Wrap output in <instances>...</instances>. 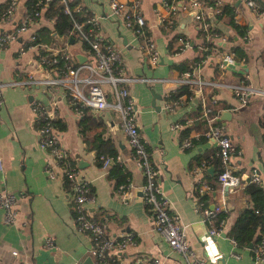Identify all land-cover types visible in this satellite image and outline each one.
<instances>
[{"label": "crops", "instance_id": "1", "mask_svg": "<svg viewBox=\"0 0 264 264\" xmlns=\"http://www.w3.org/2000/svg\"><path fill=\"white\" fill-rule=\"evenodd\" d=\"M203 1L210 4L218 1L221 8L225 6L229 10L230 16L223 13L217 19L212 18L215 31L223 39L222 42L216 39L214 45H219V51L240 47L244 53V61H235L233 68L227 67L213 75L214 62L207 59L197 67V72L204 80L218 83L211 85L207 91L212 90L211 97L226 107L222 109L230 112V118L220 123L240 151L234 162V172L243 180L249 169L255 168L264 191V126L260 124V120L264 118V99L252 97L246 105L237 107L236 100L224 86L237 82L244 76L253 87L264 86V18L256 17L241 0ZM77 2L81 6L82 14L97 16L98 33L117 49L125 72L131 76L175 79L179 72L171 65L192 63L196 55L194 45L198 48L201 42L196 23L188 13L175 12L171 17L170 28L162 29L155 25L153 17L154 10L165 14L158 0H141L140 11L147 27L146 33L160 54L157 65L152 67L147 65L140 54V40L120 19L109 13L108 0ZM29 3L30 0L17 1L10 22L0 21V30L18 23ZM45 10L41 11L36 23L29 27L22 39L31 31L37 33L40 28L51 34L54 19L46 16ZM82 14L79 13L80 18ZM229 18L241 33L229 24ZM245 32L247 39L242 38ZM176 36L186 38L188 46L172 53ZM57 37L58 39L51 37L54 44L63 45V37ZM37 38L40 42L48 43L45 35ZM16 48L17 42L0 48V193L12 194L14 197L12 223L2 222L0 208V264H19L22 261L29 264H80L88 256L90 239L88 235L74 229L66 183L59 178L49 179L44 173V165L49 159L45 151L37 146V135L30 112L32 99L48 103L50 94L41 85L10 84L25 79L28 74L39 75V71L35 69L33 51L26 50L18 54ZM67 48L75 58L80 45L72 42ZM126 87L135 103L138 133L146 142L149 158L157 169L160 190L168 201L170 212L185 225L184 233L190 248L200 254L198 237L204 232V226L198 212L192 209L190 192L195 178L190 166L197 161V157L209 155L213 145L210 141L201 140L193 148L179 149V136L177 132L169 129V124L178 121L189 125L192 120L190 113L194 108L186 104L171 112L163 110V95L170 88V82L144 84L141 81H132ZM151 95L154 107L151 105ZM51 99L55 102V120L63 125L58 132L59 144L76 167L74 154L84 163L77 168L79 175L90 185L93 200L88 203L87 210L91 218L105 220L107 233L112 237L118 238L125 232L134 236V243L118 255V264H150L152 258H158L160 264H182L180 255L171 250L153 230L149 211L140 197L142 175L130 158L116 114L107 108L96 113L87 111L86 114L94 117L98 124H92L81 134L68 96L56 88ZM108 99L111 98L108 96ZM202 127V124L194 123L188 135L200 132ZM96 134L104 141L103 144L95 143ZM96 144L100 153L106 154L104 150L109 148L119 156L120 162L116 165L126 173L128 180L124 197L116 191L114 178L109 174V171L114 172L111 167L115 164L109 167L100 165L96 158ZM207 174L208 177L204 174V179L212 189L201 196V199L207 208H211L220 200L221 195L215 180L210 177V173ZM222 195L227 211L224 215L223 235L216 239V244L223 254V261L220 258L216 264H252L250 250L247 247H233L226 235L238 211L248 205L249 201L240 190ZM45 237L51 238L50 247L43 246ZM230 251L237 253V258L229 257Z\"/></svg>", "mask_w": 264, "mask_h": 264}, {"label": "built area", "instance_id": "2", "mask_svg": "<svg viewBox=\"0 0 264 264\" xmlns=\"http://www.w3.org/2000/svg\"><path fill=\"white\" fill-rule=\"evenodd\" d=\"M19 0H1L4 7L0 13V21L10 22V17ZM54 1L61 7L70 21V31L63 38L64 44L54 46L50 43L37 40L36 33L29 32L24 39L22 36L29 27L36 23L42 10ZM243 5L256 17L264 18V9L260 8L255 0H241ZM141 0H108L109 13L120 19L121 23L130 28L139 41V51L144 61L149 66L158 63L160 54L153 40L147 35V27L140 11ZM159 6L165 10L162 14L159 10L153 11L154 23L162 29H169L172 23V15L179 11L188 13L196 23V29L200 32V38L210 40L213 45L209 47L210 53L205 55L200 62L191 68V71H182L175 79L160 77L134 76L125 72L124 65L117 49L111 42L103 38L99 33L98 18L93 15L82 14L81 6L77 0H31L28 8L19 22L9 28L0 30V48L11 42H17L16 52L24 53L26 50L33 51L35 69L39 75L28 74L23 80L10 82L12 85H41L49 92V102L45 103L38 99L30 101V112L34 131L37 135V146L45 151L49 162L44 165V173L49 179L59 178L67 185L69 193V206L72 211L74 229L77 232L89 236L90 245L87 254L94 264H118V255L125 248L134 243V236L125 232L118 238L108 235L105 220L91 218L87 205L93 200L89 182L79 175L78 168L70 161L66 150L59 144L58 130L54 125L55 102L51 99L53 90L60 89L62 94L68 96L69 103L79 120L87 111L96 113L105 108L111 109L117 117L118 125L124 135L125 142L130 151V158L142 175L139 186L140 197L150 214L153 230L158 233L167 246L178 253L182 264H216L223 256L218 249L216 239L224 231V215L227 211L225 206V192H234L242 189L245 180L260 184L261 179L255 168L249 169L245 179L234 172V162L239 157L238 147L232 143L227 135L223 124L217 121V113H211V107L207 105L203 89L218 83L204 80L197 72V67L207 59L213 60L218 71H222L235 61L243 62L244 57H235L234 53L227 49L219 51V45H214L216 39L222 42L218 33L213 30L212 18L221 13V4L216 1L210 4L203 0H158ZM82 17L78 19V16ZM80 45V54L84 61L76 62L67 46L68 39ZM243 39H247V32ZM176 45L172 53L188 46V40L182 36L174 38ZM45 50V51H43ZM43 51V52H41ZM141 81L144 84L153 82H170L164 95L161 107L168 112L176 107L189 105L200 107L196 118L205 122L203 132H195L178 138L180 150L190 149L195 146L199 138L210 141L215 149V155L220 165L215 174V183L220 192V200L207 208L200 197L212 189V186L204 179L207 163L204 159L197 160L190 166V171L195 178L190 192L192 209L200 215V221L204 226V232L198 237L200 254L192 250L186 240L184 227L178 217L170 212L168 201L162 194L158 185L157 169L149 158L146 142L138 133L136 123V107L133 98L127 91V83ZM188 84L191 93L185 95H173L174 86ZM236 100L237 107H243L252 97L264 99V86L253 87L247 82L246 77L237 82L224 84ZM108 96L111 98L108 99ZM214 102V99H211ZM1 103V99H0ZM186 123L174 121L169 124V129L177 132L184 128ZM179 136V135H178ZM102 167H109L120 162L118 155L99 153L96 156ZM0 162V169H1ZM128 180L116 186V191L124 197ZM226 187V190L223 189ZM13 195L0 193V208L2 210V222L12 223L14 219ZM257 212V209L254 210ZM258 239L250 247L252 264H261L264 261V231H257ZM233 247L235 241L229 238ZM50 237L43 239V246L50 247ZM229 257L237 258V253L230 251ZM19 264H29L25 261ZM150 264H160L158 258H152Z\"/></svg>", "mask_w": 264, "mask_h": 264}, {"label": "trees", "instance_id": "3", "mask_svg": "<svg viewBox=\"0 0 264 264\" xmlns=\"http://www.w3.org/2000/svg\"><path fill=\"white\" fill-rule=\"evenodd\" d=\"M258 5L260 8L264 9V2H260L258 3ZM3 7H4V2H1L0 3V13ZM45 13H46V16L53 17L54 19L53 25H52V32H55L57 36H61L63 38L67 36L70 31L71 25H70V21L68 17L64 13H62L61 7L57 5L54 1H52L47 6ZM223 13L228 14V16L231 15L229 10L224 6L221 8V13L219 15H216L214 18L215 19L219 18V16ZM77 16H78V19H80L79 15ZM229 24L236 30L238 29L237 25H235L230 18H229ZM212 27H213V30H215L214 26ZM43 30L44 29L40 28L37 32L38 34L36 33V36L40 37V35H45L46 40L48 41V43H50L49 45L53 43L54 46H58L54 44V40L49 36L50 33L48 34V31L44 30L45 31L44 32ZM241 32L242 31H240L239 33ZM197 33L200 36V32L197 31ZM37 40L39 39L37 38ZM211 45H213V42L211 41V39L204 40L203 38H201L199 47L196 48V46L194 45V48L196 49V55L193 58L192 63H190L189 65L178 63V64L171 65V67L175 69L176 71H178L179 73L182 71H191V68L193 66L197 65L205 55L210 53L209 47ZM230 49L234 53L235 57H244L243 50L240 47L234 46V47H231ZM212 68H213V75H215L218 71L216 68V65L213 64ZM207 89H209V87H205L203 89V92L205 95V99L207 101V105L211 107V113L214 114V113H217L220 109L226 108L224 105H221L215 100L214 102H211V99H212L211 96L213 95V91L212 90L207 91ZM173 93H174L173 95H185V97L191 94L188 90V84H179V85L174 86ZM199 108L200 107L197 105V107L194 108L193 112L190 113L191 118H192L191 123L189 125H186L184 128L178 131L179 137L187 135L189 133V129L192 128V125L194 123H199L203 125L202 130L200 132H203L205 130L206 128L205 122L203 120L196 118ZM92 124L97 125L98 122L96 121V119H94V117L84 113V115L78 120L79 132L81 134H84V131L86 129H89V127L92 126ZM260 124L264 126V118L260 120ZM54 125L58 131L63 128V125H61L59 121L57 120L54 121ZM262 139L264 140V133L262 134ZM201 140H204V139L199 138L198 141H201ZM94 141L95 143H99V144H103L104 142L99 137L98 134L94 136ZM95 147H96L95 148L96 154H99L101 151L98 148V144H96ZM104 151L106 154H110V155L115 154L113 150L109 148H106ZM201 159H204L206 161L207 166L211 165L213 167V173L211 174L210 177L215 180V174L219 170L220 165L218 162V158L215 155L214 147L211 149L209 155L204 156V157H197V160H201ZM113 168H114V172L109 171V174L113 176L114 181H115L114 186L116 187L118 184L125 182L126 173L122 171L120 166H117L116 164L111 167V170ZM206 171H205V175L206 177H208V174ZM239 190L247 197L249 204L244 206L238 211L233 223L231 224L228 231L226 232V235L235 241L237 247H247L248 245H250L249 247H247L250 250V247H253V245L258 239L257 231L258 230L264 231V191L260 184L248 182L247 180H245V185L243 186V188ZM200 200H202L201 197H200ZM255 209H257V212H254Z\"/></svg>", "mask_w": 264, "mask_h": 264}, {"label": "water", "instance_id": "4", "mask_svg": "<svg viewBox=\"0 0 264 264\" xmlns=\"http://www.w3.org/2000/svg\"><path fill=\"white\" fill-rule=\"evenodd\" d=\"M51 37L58 39V37H57V35H56L55 32H51ZM59 41H60V39H59ZM72 42H73L72 41V38H69L68 39V43L71 44ZM75 58H76V60H77L78 63H81V62L84 61V56L82 54H79V53L76 54L75 55ZM228 67L233 68V65L230 64ZM151 93L153 95V92H151ZM151 105L154 107L153 96H152V100H151ZM229 118H230V112L228 110L222 109V110H220L218 112V117L216 118V120L217 121H222V120H226V119H229ZM73 158H74V161H75V163H76V165H77L78 168H80V167H82L84 165L82 159L77 154H74L73 155ZM82 163H83V165H82ZM212 170H213V167L211 165L207 167V172L208 173L211 174L212 173ZM223 189L226 190V187H223ZM222 235H223V233L220 234V236H222ZM249 246L250 245H248L247 247H249ZM221 258L222 259H220V260L223 261V257H221ZM80 264H94V263H93V261L91 260V258L89 256H86L82 260V262Z\"/></svg>", "mask_w": 264, "mask_h": 264}, {"label": "rangeland", "instance_id": "5", "mask_svg": "<svg viewBox=\"0 0 264 264\" xmlns=\"http://www.w3.org/2000/svg\"><path fill=\"white\" fill-rule=\"evenodd\" d=\"M72 41H73V39H72Z\"/></svg>", "mask_w": 264, "mask_h": 264}]
</instances>
